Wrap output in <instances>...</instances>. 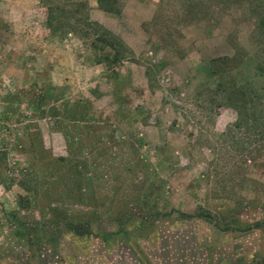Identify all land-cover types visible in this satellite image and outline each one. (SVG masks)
<instances>
[{
  "label": "rangeland",
  "instance_id": "1",
  "mask_svg": "<svg viewBox=\"0 0 264 264\" xmlns=\"http://www.w3.org/2000/svg\"><path fill=\"white\" fill-rule=\"evenodd\" d=\"M119 2L36 0L32 33H0V264H262L264 150L236 172V112L210 92L211 59L237 48L264 84L251 0ZM81 15L133 51L115 73L73 29ZM142 199L160 214L114 221Z\"/></svg>",
  "mask_w": 264,
  "mask_h": 264
},
{
  "label": "trees",
  "instance_id": "2",
  "mask_svg": "<svg viewBox=\"0 0 264 264\" xmlns=\"http://www.w3.org/2000/svg\"><path fill=\"white\" fill-rule=\"evenodd\" d=\"M96 2L98 7L106 12H120L119 0H96ZM80 7H85V3H77L75 9L80 11ZM64 8L59 7L58 9L65 16H68V13H72V11H67ZM251 8L259 20L257 28L263 32L257 33L256 35L264 45V2L262 0H251ZM53 9V7H48L47 22L49 25L53 22L51 17ZM70 16L72 15L68 17ZM75 25H73L74 30L78 31V28H80L79 30H81L82 34L90 39L91 47L95 52L94 61L110 66L113 68V73L116 72L114 69L116 66L133 56V51L125 41L104 27L100 22L92 20L86 15H81L80 17H75ZM246 55L244 50L237 48L234 53L214 57L210 62L212 71L216 76V85L210 91L211 94L220 97L221 101L219 103L217 102V105L229 106L236 112L235 120L226 127L223 133L231 136L237 145V156H240V159H237L239 160L237 161L238 163H236V172L238 173L243 171L242 166L246 165L248 161L255 159L264 150V84H257L253 78L240 75L239 70L246 60ZM258 75L262 79L264 78V57L262 63L258 64ZM57 161H67V158L60 156ZM78 164L80 165L81 162L72 165L74 167L73 173L71 174L74 176L82 172L80 169H77ZM63 166L66 165L64 164ZM71 170L72 168H68L67 173L72 172ZM126 171L127 173L131 172L130 169ZM135 207H138L137 211ZM116 208L114 211L116 212L118 210V212L113 215V219L118 223L126 218V216L135 212L140 214L141 220L148 221L153 220V217L160 214L157 210L151 213L153 210L152 204L147 199H142V201L135 203L133 206L126 202L118 205ZM51 210V215L47 219L49 223L54 225L65 224L68 227L73 226L74 222L69 220L68 215L58 211L57 207H51ZM198 214L203 215L204 213L200 212ZM80 220L76 222L80 223ZM262 264H264V261Z\"/></svg>",
  "mask_w": 264,
  "mask_h": 264
},
{
  "label": "crops",
  "instance_id": "3",
  "mask_svg": "<svg viewBox=\"0 0 264 264\" xmlns=\"http://www.w3.org/2000/svg\"><path fill=\"white\" fill-rule=\"evenodd\" d=\"M36 9V0H0V33H32V28H29V24L32 26L34 22L32 18L34 14L32 13ZM12 46L3 45L0 41L1 54L4 48H9L10 50ZM1 54L0 57H2Z\"/></svg>",
  "mask_w": 264,
  "mask_h": 264
}]
</instances>
